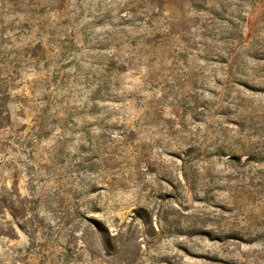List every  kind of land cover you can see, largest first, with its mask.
<instances>
[{"label": "rangeland", "instance_id": "1", "mask_svg": "<svg viewBox=\"0 0 264 264\" xmlns=\"http://www.w3.org/2000/svg\"><path fill=\"white\" fill-rule=\"evenodd\" d=\"M201 1L0 4V264H264V0Z\"/></svg>", "mask_w": 264, "mask_h": 264}, {"label": "trees", "instance_id": "2", "mask_svg": "<svg viewBox=\"0 0 264 264\" xmlns=\"http://www.w3.org/2000/svg\"><path fill=\"white\" fill-rule=\"evenodd\" d=\"M68 0H0V4L3 6L2 9L3 10H7L10 9L11 12H23L25 13L28 18H30V21H34L36 23H39V27L43 30H47V26H49V24H47V22L45 20H42V12H46L47 11H57V12H61L64 13L65 9L69 6ZM203 2H206L205 0H202ZM201 1V2H202ZM239 2H241L242 4L245 2V0H238ZM209 2V1H208ZM261 1H257L255 4H259ZM172 0H135V2H133V8L128 10V13H131L132 15L139 13V17H137L135 19V21H132L134 23L133 26H135L137 29L142 30L145 29L146 32H149L150 35H152L153 37L151 39L146 40V44H152L154 41H156L157 39H162L163 37L168 36L169 34H162L161 29L165 28L166 25V21L168 20V18H164V20H160L159 19V10H165V8L168 9H173L171 8V4ZM138 4V5H136ZM212 4V3H209ZM254 4V5H255ZM232 5H236L237 7H242V5L234 3ZM143 7V9L145 10L144 12H139L138 11V7ZM154 8H151V7ZM12 7V8H11ZM55 8V10H53ZM253 16L254 13L251 12L249 13V18L248 20H246L248 26L249 24H252L253 21ZM232 17L234 18H238V16L234 13L232 15ZM112 18V17H111ZM230 22V21H228ZM35 25V24H34ZM51 25V24H50ZM117 27V25H115ZM119 27H123L124 25L120 24L118 25ZM229 28H227L226 30L224 29V33H226L228 31ZM4 34V30L1 32V35ZM125 34V31L123 30H114L112 33L108 34V46H114V48H118L124 45L125 42H122V38L124 37L123 35ZM232 44L236 43V45L232 48H229V46H227V50L226 53L230 59V65L231 66H235L236 64H241L244 63V57H251V58H256L257 60H262L264 58H260L257 56H253L250 55L246 52H244L241 49V45L243 44L244 46L247 43V40L244 38V33H240V35L238 37L235 36H231V37H227ZM1 41H6V39H1ZM38 46V45H37ZM40 48V46H39ZM37 50H39L38 48L35 47L34 50L31 51L30 53V57L31 58H36V54H34ZM242 54V56L240 55ZM17 58L20 62L21 58H23L26 55H23V53L21 52H16ZM228 59V60H229ZM124 62H126L124 60ZM224 62H228V61H224ZM108 67H111V65L109 64ZM124 67V65H123ZM1 92V91H0ZM3 105L1 103L0 105V113L2 112ZM37 137H39V135L36 134Z\"/></svg>", "mask_w": 264, "mask_h": 264}]
</instances>
